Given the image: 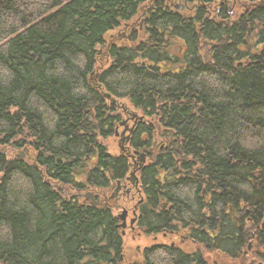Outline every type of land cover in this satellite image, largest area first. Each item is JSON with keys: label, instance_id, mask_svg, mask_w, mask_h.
Returning <instances> with one entry per match:
<instances>
[{"label": "trees", "instance_id": "trees-1", "mask_svg": "<svg viewBox=\"0 0 264 264\" xmlns=\"http://www.w3.org/2000/svg\"><path fill=\"white\" fill-rule=\"evenodd\" d=\"M106 94L144 115L149 232L165 199L208 250L146 264L264 261V0H0V264L117 263L113 210L52 186L124 178Z\"/></svg>", "mask_w": 264, "mask_h": 264}, {"label": "flooded vegetation", "instance_id": "flooded-vegetation-1", "mask_svg": "<svg viewBox=\"0 0 264 264\" xmlns=\"http://www.w3.org/2000/svg\"><path fill=\"white\" fill-rule=\"evenodd\" d=\"M144 13H141L140 15H143ZM146 18H144V21ZM144 21H139V28L143 25ZM105 97V95H104ZM108 100V104L110 106H121L122 108H119L120 111L123 113H120L123 116V120L120 122V124L115 128L114 135L116 136V131H118L119 135H121L119 132L120 130H124L125 126H128L126 133L129 134V129L131 128L132 131L130 134H133L134 129L136 128V125L139 123V121L144 120V115L139 113V116H143L142 120H139V118H131V110L128 108L125 103V105H118L117 103H114L111 101L110 97H105ZM113 102V103H112ZM127 119V121H126ZM125 121L124 124H122ZM118 137V135H117ZM105 138L106 139H110ZM119 138V137H118ZM131 139H128L126 141H123L121 144L122 149H120L118 152L115 151H109L107 148L106 155L109 157H115V156H123L125 158L127 163V172L124 173V178H118L115 180V185H110L109 189H98L93 188L84 182V187L80 190L76 186L72 184L67 185V190L63 189L62 186L57 185L56 183L52 184L54 188H57L62 194H68L71 199H88L92 204L99 205L105 210L109 211H116L114 214L115 218V227L119 231L120 235L122 236V252L118 255L117 263L115 264H146V249L153 247L154 252H158L157 254H160L162 256H167L170 252H176L178 251L179 254L184 255L188 254L191 251H194L195 249L202 250V253L205 254L207 252V247H204L203 245H199L194 243L192 239L189 238V226L182 225L180 221L173 219L176 217L168 216L169 210L172 209V205L170 202L166 201L165 199H158L157 203L153 211V218L155 221L158 222V225L156 226L155 233H150L148 225H146V218L143 208L146 207L145 202V195H144V188L141 185L140 182V176H139V161L137 159V155L141 149L135 150L134 148H131L129 150L125 147H128L129 141ZM107 147V145H106ZM83 181H75L73 183H82ZM60 187L63 189H60ZM118 187V190L115 192V189ZM109 191V192H108ZM107 192V193H106ZM86 193H91L92 197H85L84 195ZM161 193V192H160ZM162 194V193H161ZM147 208V207H146ZM149 209V208H148ZM125 210L126 211V218L124 219L125 225V231H129V236L132 241H135V239L138 238V244L135 247L136 253L132 255L131 259L126 257V243H125V233L124 228H121L119 224L121 223V219L119 218V213ZM130 212L129 221L127 222V216ZM171 218V219H167ZM179 218V217H177ZM155 254V253H154ZM171 264V263H169Z\"/></svg>", "mask_w": 264, "mask_h": 264}, {"label": "rangeland", "instance_id": "rangeland-1", "mask_svg": "<svg viewBox=\"0 0 264 264\" xmlns=\"http://www.w3.org/2000/svg\"><path fill=\"white\" fill-rule=\"evenodd\" d=\"M128 105V104H126ZM128 108H130V110H134V108L132 106H127ZM139 114V113H137ZM123 130H120L119 132H121L119 135L118 134V137L115 136L116 138L114 139L113 137L110 138V139H106L104 140V144L107 145V148L109 151H115V152H118L119 148H120V144H122L123 141H125L122 137H126L127 136V133L126 131L124 133H122ZM23 153V152H22ZM23 157H27L25 156V153H23L22 155ZM116 211H114L115 213ZM129 216H130V212L127 216V222L129 221ZM125 233V243H126V257H128L129 259H131L132 255H134V251H135V247L136 245L138 244V236L137 238L135 239V241H132L130 236H129V231H125V228H124V231ZM251 249V248H250ZM250 249H248V254L245 258H243L242 260H240V264L242 263L243 260H245V264H250L249 262L253 261V259H255V261H253L252 264H257V263H260V264H264V261L262 259L258 260L259 258H256V254L253 253L251 254L250 252Z\"/></svg>", "mask_w": 264, "mask_h": 264}, {"label": "water", "instance_id": "water-1", "mask_svg": "<svg viewBox=\"0 0 264 264\" xmlns=\"http://www.w3.org/2000/svg\"><path fill=\"white\" fill-rule=\"evenodd\" d=\"M179 8H183V6L181 5V6H179ZM106 96H109V95H106ZM113 103V102H112ZM23 154H21V156H22ZM138 159L141 161V162H143L144 160H145V154L144 153H140V155L138 156ZM117 191V190H116ZM85 197H92V194L91 193H86L85 195H84ZM125 216H126V211L125 210H123L122 212H121V214L119 215V218L123 221L121 224H120V226H122V227H124V225H125V223H124V219H125ZM250 247V244L248 245V248ZM258 264H260V263H258Z\"/></svg>", "mask_w": 264, "mask_h": 264}]
</instances>
